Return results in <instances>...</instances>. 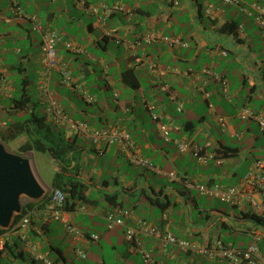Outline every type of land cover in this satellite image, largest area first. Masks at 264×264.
<instances>
[{"label": "crops", "instance_id": "crops-1", "mask_svg": "<svg viewBox=\"0 0 264 264\" xmlns=\"http://www.w3.org/2000/svg\"><path fill=\"white\" fill-rule=\"evenodd\" d=\"M18 2L24 15L60 33L50 89L64 113L91 127L112 124L128 132L135 149L155 167L136 165L116 145H96L51 121L65 136L76 138L65 175L88 186L72 220L99 239L75 243L62 222L35 207L28 233L41 256L19 234H8L0 264H231L137 234L153 260L147 262L127 239L125 225H109L105 213L115 207L131 213L122 217L126 225L134 224L133 216L141 217L200 243L218 237L246 248L258 235L264 255V220L249 213V201L232 205L186 183L238 185L251 163L264 160V129L256 118L240 117L245 108L264 116V31L254 15V4L264 7V0H86L99 6L97 12L76 0ZM104 3L123 9L106 12ZM152 34L156 38L149 39ZM41 42L31 22L12 11L11 0H0V137L32 110L50 121L41 95ZM136 55L156 63L159 71L137 65ZM26 140L20 133L3 141L16 142L18 150ZM176 140L190 148L181 152ZM194 148L215 157L202 162ZM31 151L37 167L38 151ZM38 153L45 155L43 166L50 172L42 180L52 187L60 165ZM91 193L96 195L91 198Z\"/></svg>", "mask_w": 264, "mask_h": 264}, {"label": "built area", "instance_id": "built-area-1", "mask_svg": "<svg viewBox=\"0 0 264 264\" xmlns=\"http://www.w3.org/2000/svg\"><path fill=\"white\" fill-rule=\"evenodd\" d=\"M231 3H237L238 0H225ZM82 7L88 9L89 12H97L98 5H90L86 3V0H76ZM101 7L106 12H115L122 10L123 7L120 4H102ZM12 11L15 12L21 19L28 20L31 22L32 28L38 30L42 36L41 48H42V80H41V95L42 99L46 103V112L49 119L59 125L69 126L73 131L80 134L81 136L91 140L97 145L107 144L116 145L118 150L123 153L131 162L138 165L147 166L154 168L153 163L143 155H141L135 149V143L128 132H125L121 128L115 125H108L106 127L94 128L88 125L84 120H77L69 117L64 113L57 100L53 97L50 89V75L52 68L57 63V43L61 40L60 33L55 29H43L39 23V19L33 15H24L21 10V5L18 0H11ZM256 13L254 14L257 21L264 31V7L258 4H254ZM253 14V13H250ZM156 38L155 35H150L149 39ZM172 43L178 42V40H170ZM225 54L227 52H224ZM136 64L143 66L148 64V68L153 72H158L159 67L156 63L150 61L142 55L135 56ZM209 72L208 68L204 69ZM62 71L67 74V69L62 68ZM2 67L0 65V82L3 80ZM216 78H220L216 75ZM224 87L226 88V81L223 80ZM165 85L163 89H167ZM182 106L179 107L181 109ZM242 118L254 117L256 118L262 129H264V116L256 115L255 112L248 108L243 109L240 112ZM224 123V119H221ZM165 140L169 141L171 138L165 135ZM179 150L186 152L190 146L183 140H176ZM194 155L202 162H206L209 158H214L213 154H203L198 149H193ZM188 186L195 187L200 190L201 193L218 197L222 201L231 203L232 205L243 206L246 201L252 206L253 212L264 218V160L257 159L249 166L248 172L243 177L242 181L238 185L233 186H222L220 184H213L210 186H202L200 184H193L191 181L186 182ZM48 200L42 208L46 210L50 217L54 220L62 222L68 235L71 236L73 242L78 243L83 240L96 241L99 238L98 233L84 232L77 227L72 216L75 210H68L64 207L65 194L60 189H54L49 191ZM84 207V206H82ZM80 208V207H78ZM81 209V208H80ZM35 210L27 212L18 220L12 224L11 228L0 235V250L4 248L5 240L8 234H19L21 238L26 242L27 247L34 253L35 256L40 257V253L37 251L35 243L28 239L26 232L31 222V216ZM131 215L128 211H122L120 208L115 207L109 209L105 213V218L109 222V225H125L126 235L129 241H136L137 234H145L156 237L166 245H175L186 252L199 253L210 259H227L231 264H264V255L259 246V236L254 235L253 242L246 248H237L226 244L222 239L216 237L205 243L188 240L175 235L170 230H163L159 225L152 223L144 218L133 216L135 224L126 225L123 216ZM132 217V215H131ZM146 261H151L150 255L143 249L140 248ZM77 252L82 257H85V251L81 248H77ZM47 264H52L50 260H46Z\"/></svg>", "mask_w": 264, "mask_h": 264}, {"label": "trees", "instance_id": "trees-1", "mask_svg": "<svg viewBox=\"0 0 264 264\" xmlns=\"http://www.w3.org/2000/svg\"><path fill=\"white\" fill-rule=\"evenodd\" d=\"M26 109L30 110V108L28 106L26 107ZM29 113H30L29 117H27L24 120H20V121H17L15 123H12L7 128V130H4V133L2 132V134H1V139L2 140H11L14 137H16L18 134L25 133L27 135V140L19 146V148H18L19 151L29 152V151L33 150V151L47 153L51 158L54 159V161L58 162L60 165V171L56 172L54 177H53L52 188L61 189L65 194L64 207L68 210H75L76 209V207H75L76 203L79 200H82L83 198L86 197V192L88 190L87 184H85L81 180L73 178L72 176H66L65 175V173L67 172L66 167L70 164V161H72V159H73V158H70V154L73 153V151L76 149V142H75L76 138L73 139V138L65 136L64 132L62 130L58 129L57 127H56L57 131H55L54 126H56V125L54 123L47 120V118L44 116L37 115L33 110L30 111ZM131 138H132V136H131ZM132 140H133V138H132ZM105 145H107V144H105ZM224 152L221 153V150H220V152H218V153L225 155V153H227V152H225V153ZM134 164H136V163H134ZM136 165H138V164H136ZM141 166H143V165H141ZM75 167H76V165L73 166L74 170H75ZM76 174H78V171H76ZM47 200H48V197H44L43 199H41L39 201H26V203L24 204V207H23V212L21 214L15 215V217L13 219V224L16 223L18 220H20V218L22 216H24V214H26L27 212H30L35 207L40 208V209L44 208ZM249 213H251V215L257 219L264 220L263 217H261L260 215L256 214L253 211L249 212ZM139 218H141V217H139ZM31 220H32V216H31ZM28 228H27L26 232L28 234V239H29ZM9 229L10 228H8V229L0 228V235H3L4 233H6ZM140 234H142V233H140ZM147 236H149V235H147ZM7 239L8 238L6 237L4 248L2 250H0V253H1V251H6L7 244H8ZM130 242H132V245L134 247H137V249L139 251H140V248H143L135 240L130 241ZM142 255H143V253H142ZM152 261L153 260L147 261V262H152Z\"/></svg>", "mask_w": 264, "mask_h": 264}, {"label": "water", "instance_id": "water-1", "mask_svg": "<svg viewBox=\"0 0 264 264\" xmlns=\"http://www.w3.org/2000/svg\"><path fill=\"white\" fill-rule=\"evenodd\" d=\"M48 190L33 158L11 151L0 137V228H10L25 202L43 199Z\"/></svg>", "mask_w": 264, "mask_h": 264}, {"label": "rangeland", "instance_id": "rangeland-1", "mask_svg": "<svg viewBox=\"0 0 264 264\" xmlns=\"http://www.w3.org/2000/svg\"><path fill=\"white\" fill-rule=\"evenodd\" d=\"M37 97V95H35L34 96V98H36ZM45 103V102H44ZM43 108V106L42 105H40V104H38L37 106H36V111L39 113V114H41V113H43L42 112V109ZM7 117V116H6ZM54 128H55V131H57V128H56V126H54ZM7 146H8V148L11 150V151H14V152H18V153H21V154H23V155H25V156H28V157H30V158H32L33 156H32V151H29V152H21V151H19V150H17V148H16V142H8V143H5ZM35 156H36V158H37V160H38V165H37V167H38V169H37V167H36V165H35V168H36V171H37V173H38V175H39V177L42 179V177L43 178H46V177H48L49 178V173L50 172H48V171H46L45 169H44V164H45V162H43V161H46L45 159H44V157L43 156H45V155H42V154H40V153H38V152H36V154H35ZM40 158H42V160L40 161ZM34 161V160H33ZM34 164H35V162H34ZM96 195V193H91V195H90V197L92 198V197H94Z\"/></svg>", "mask_w": 264, "mask_h": 264}, {"label": "clouds", "instance_id": "clouds-1", "mask_svg": "<svg viewBox=\"0 0 264 264\" xmlns=\"http://www.w3.org/2000/svg\"><path fill=\"white\" fill-rule=\"evenodd\" d=\"M115 4H117V3H115ZM122 6V5H121ZM182 109V108H181ZM49 118V117H48ZM51 121V120H50ZM221 121V120H220ZM222 122V121H221ZM223 123V122H222ZM224 123H225V121H224ZM95 128V127H94ZM78 134V133H77ZM80 135V134H79ZM83 137V136H82ZM85 138V137H84ZM87 139V138H86ZM3 141V140H2ZM91 141V140H90ZM4 142V141H3ZM5 143V142H4ZM93 143V142H92ZM95 144V143H94ZM97 145V144H96ZM111 145H113V144H111ZM196 149H198V148H196ZM199 150V149H198ZM137 151V150H136ZM200 151V150H199ZM201 152V151H200ZM201 153H203V154H212V153H209V152H201ZM214 155V154H213ZM214 157H215V155H214ZM127 158V157H126ZM128 159V158H127ZM210 159V158H209ZM55 163H56V161H55ZM55 188H52V187H49V190H48V193H49V191H51V190H54ZM61 190V189H60ZM48 193H47V195L45 196V197H47L48 196ZM26 203V202H25ZM145 219V218H144ZM147 220V219H146ZM12 224H13V222H12ZM156 224V223H155ZM129 225V224H128ZM130 225H132V224H130ZM158 225V224H157ZM12 226V225H11ZM11 228V227H10ZM176 235V234H175ZM189 240V239H188ZM192 241H195V240H192ZM227 244V243H226Z\"/></svg>", "mask_w": 264, "mask_h": 264}]
</instances>
